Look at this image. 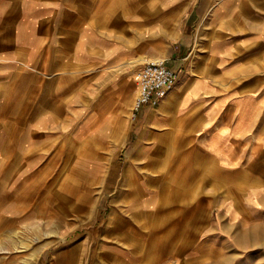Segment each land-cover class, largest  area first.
<instances>
[{
  "label": "crops",
  "instance_id": "crops-1",
  "mask_svg": "<svg viewBox=\"0 0 264 264\" xmlns=\"http://www.w3.org/2000/svg\"><path fill=\"white\" fill-rule=\"evenodd\" d=\"M151 58L178 78L132 120ZM108 147L112 264H264V0H0V264L44 262Z\"/></svg>",
  "mask_w": 264,
  "mask_h": 264
},
{
  "label": "rangeland",
  "instance_id": "rangeland-1",
  "mask_svg": "<svg viewBox=\"0 0 264 264\" xmlns=\"http://www.w3.org/2000/svg\"><path fill=\"white\" fill-rule=\"evenodd\" d=\"M139 68L140 66H137L135 77H137L136 74H138ZM136 95L137 89L130 105L131 107L128 115L129 119L132 112L131 108L133 107ZM83 156H85L87 161L88 176L92 175L91 177H88V182L86 185H81V190H83L85 192V195L87 196L86 201L84 202L86 208H84L83 213L81 214H78L73 211V209H71V215L69 217L70 219L67 216L68 220H70V225L63 226L61 224L59 226V229H55V232H53L55 241L48 250L49 254L46 255L44 262L40 261L39 264H70L71 262L73 263V261H75L76 264H112L111 260L114 252L110 248L102 246L104 245L103 243L113 238L110 235L107 236L104 234L105 229L114 227L115 225V222L111 221V214L112 207L116 208V205L112 203L111 198L116 188V184H111V175H119L120 177L123 174L122 164L123 160H125L124 155H120L119 157H117L116 152L111 151L110 147H108L104 148L101 153L90 151L88 149L86 154L84 153ZM72 159H74L73 153ZM98 159H102L103 163V180L102 183L95 184L89 178H92L94 176V169L92 165L93 162ZM115 162H118V167L116 166ZM76 181H78V177H72L69 185H71L72 188L76 185H79ZM247 181L244 182V184H241L242 186L246 185L245 188H248L252 184ZM60 185L56 181V193L60 188L62 189L64 187ZM73 191L74 189H72V192ZM57 202L58 201H56V203ZM74 202L75 200L71 198V203ZM227 203H229V201H227ZM249 206L256 209L257 204H249ZM63 227L65 229H62ZM261 230L263 231L261 233L264 238V227ZM51 234L52 233H45L41 230L39 233V238L43 239L45 237L46 239L47 235L51 236ZM35 243L36 240L33 239L28 243V247L23 248V256L21 262H18L16 264H35ZM70 251H72V254H70ZM114 256H116V254H114ZM129 258L130 255H126V258L124 257V259L127 260L123 261V264H127L128 261H133V259L129 260Z\"/></svg>",
  "mask_w": 264,
  "mask_h": 264
},
{
  "label": "built area",
  "instance_id": "built-area-1",
  "mask_svg": "<svg viewBox=\"0 0 264 264\" xmlns=\"http://www.w3.org/2000/svg\"><path fill=\"white\" fill-rule=\"evenodd\" d=\"M137 95L132 107L131 118L142 106H153L176 83L178 72L166 65L162 58L145 60L137 74Z\"/></svg>",
  "mask_w": 264,
  "mask_h": 264
}]
</instances>
